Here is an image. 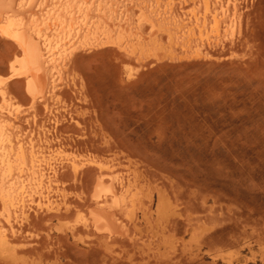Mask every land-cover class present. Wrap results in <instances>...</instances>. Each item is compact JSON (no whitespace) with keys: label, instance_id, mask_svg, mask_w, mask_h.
I'll use <instances>...</instances> for the list:
<instances>
[{"label":"rangeland","instance_id":"374dc122","mask_svg":"<svg viewBox=\"0 0 264 264\" xmlns=\"http://www.w3.org/2000/svg\"><path fill=\"white\" fill-rule=\"evenodd\" d=\"M239 4L242 23L234 42L212 49L159 50L131 60L112 44L77 52L62 99L50 103L51 111L38 106V128L20 124L27 132H44L61 152L55 159L77 157V172L61 171L66 191L51 194L54 202L65 196L72 210L36 213L28 201L30 218L14 247L16 259L0 256V264H264V0ZM17 51L0 35V75L9 77ZM18 78L9 89L26 111L31 103ZM90 159L112 168L115 177L134 174L145 193L160 189L174 199L180 216L173 218L176 231L168 234L166 248L152 244L145 228L137 243L129 237L97 240L80 224L72 232L99 174L94 164L82 166ZM188 216L196 217V226L201 219L203 236L185 232Z\"/></svg>","mask_w":264,"mask_h":264},{"label":"bare ground","instance_id":"6f19581e","mask_svg":"<svg viewBox=\"0 0 264 264\" xmlns=\"http://www.w3.org/2000/svg\"><path fill=\"white\" fill-rule=\"evenodd\" d=\"M239 2L240 0H0V35L10 39L18 48L10 58L9 77L0 75V208L1 218L4 220L2 222L7 224L6 228L0 222V256L9 261L16 259L14 247L21 238L22 225L30 218L28 201L34 202L32 209L36 213L54 211L61 215L62 212L69 214L72 210V204L65 196L60 202H54L51 194L64 193L66 188L63 189L62 174L67 169L74 172L79 170L81 165L76 160L77 157H68L69 160L55 159V152H61L53 150L50 138L46 134L42 135L44 132L37 134L33 128L29 132L22 130L20 124L24 120L37 126L38 106L44 105L51 111L50 103L62 99V89L68 85L65 84V79L71 71L70 66L77 52L112 44L131 60L152 52L158 56L159 50L191 53L209 47L212 49L223 45L225 41H233L240 30L242 22ZM14 77L24 80L25 93L31 103L29 110H22L21 104L17 102L19 99L9 89L10 80ZM59 122L56 120L54 123ZM85 163L96 165L99 174L94 179L91 196L87 198L88 207L84 205L87 207L84 211L77 210L79 217L72 232H76L79 228L76 226L80 224L94 237H98L97 240L101 238L105 242L114 243L121 237H129L137 243L145 237H142L145 228L152 235L151 238L148 237L151 243H159V250H162L161 247L166 248L169 243L168 234L176 231L177 218L175 222L173 218L180 216L179 205L174 199H170L168 193L166 195L160 189H150L145 193L134 174L115 177L112 168H105L93 159L83 162L82 166ZM189 218L190 216L185 218V232L197 237L199 232L201 234V219L197 220L200 224L196 226V217ZM131 226L136 231L133 236L129 234ZM171 231L173 232L170 233ZM194 242L197 243L196 240Z\"/></svg>","mask_w":264,"mask_h":264}]
</instances>
